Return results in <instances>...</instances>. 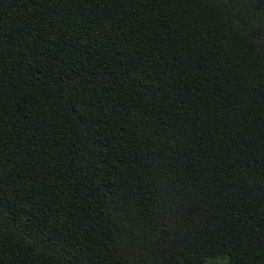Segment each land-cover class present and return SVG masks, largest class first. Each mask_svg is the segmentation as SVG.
<instances>
[{
    "label": "trees",
    "instance_id": "1",
    "mask_svg": "<svg viewBox=\"0 0 264 264\" xmlns=\"http://www.w3.org/2000/svg\"><path fill=\"white\" fill-rule=\"evenodd\" d=\"M0 264H264V0H0Z\"/></svg>",
    "mask_w": 264,
    "mask_h": 264
}]
</instances>
